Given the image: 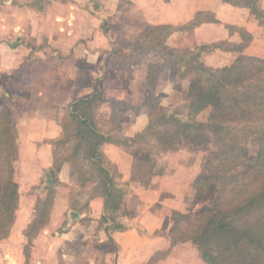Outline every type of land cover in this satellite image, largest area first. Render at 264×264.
Returning <instances> with one entry per match:
<instances>
[{"label": "rangeland", "instance_id": "obj_1", "mask_svg": "<svg viewBox=\"0 0 264 264\" xmlns=\"http://www.w3.org/2000/svg\"><path fill=\"white\" fill-rule=\"evenodd\" d=\"M199 11L215 12L219 22L189 29ZM208 19L209 15L200 18ZM227 24L252 27L260 37L259 45L264 47V27L258 29L249 12L227 7L222 0H0V111L4 107L12 110L20 134L14 164L19 186L17 222L12 239L0 244V253L2 249L16 255L19 251L30 253L26 264L31 263L36 248H50L56 252L53 258L58 262L70 258L63 264H206L192 243H174L170 234L175 213H195L208 204H197L194 182L206 174V162L217 148L214 144L196 145L186 140L156 156L155 175L148 185L129 181L127 175L122 178L120 171L125 174L133 164L130 153L122 154L124 147L105 148L107 160L118 165L114 164L121 175L118 184L127 190L121 210L114 215L116 223L121 228V224L136 223V232L119 239L115 229H109L107 234L103 230L111 222L99 226L104 215L103 201L92 200V185L79 188L70 166V170L65 166L67 172L52 175L49 150L74 101L90 96L96 85L104 89L106 77L117 72L121 75L118 87L129 88L138 74L134 73L138 65L160 66L157 84L140 101L143 108L128 103L130 107L118 109L123 131L113 132L112 137L124 141L126 135L143 128V110L154 105L186 119L190 79L175 78L158 52L141 57L134 51V44L141 34L164 25L186 26L167 40L164 33L161 36L180 53L195 51L202 45L213 47L215 43H223V50L229 49L224 43H248L250 36L230 30ZM114 51L120 54L115 56ZM138 59H142L139 64L133 63ZM201 61L220 70L229 60L212 50L202 53ZM102 97L106 100L104 92ZM107 101L97 116L103 129L111 116V100ZM209 116L210 110H206L196 119L206 122ZM246 146L254 154L257 143L249 140ZM50 189L54 190L57 206L54 222L40 230V240L28 237L37 206L41 210L53 195ZM72 213L78 215L74 217L76 221ZM78 222L80 227L71 229ZM69 252L72 256L67 257Z\"/></svg>", "mask_w": 264, "mask_h": 264}, {"label": "trees", "instance_id": "obj_2", "mask_svg": "<svg viewBox=\"0 0 264 264\" xmlns=\"http://www.w3.org/2000/svg\"><path fill=\"white\" fill-rule=\"evenodd\" d=\"M223 2L248 10L264 26L260 0ZM203 15H209L210 19L200 20ZM194 19L191 30L204 23L219 22L213 13L204 11L197 12ZM228 28L250 39L236 47L238 58L220 70L206 66L201 55L221 48L222 44L197 46L195 51L180 53L166 43L173 33L184 31L186 26H156L152 32L141 34L134 51L140 52L141 57L148 52H158L175 78L190 79L187 118L182 119L175 112L167 113L156 105L148 111L146 128L120 141L112 137L113 132L123 131L117 111L131 105L111 100V116L103 123V129L97 119L98 111L109 101L103 99V89L96 85L94 93L70 105L67 120L62 121L63 136L52 142V175L69 164L79 188L92 185L91 198L104 199L102 224L112 222L113 229L123 230L114 215L121 210L127 190L118 184L121 175L107 160L103 152L105 145L124 147L133 159L131 181L148 185L155 175L156 156L186 140L196 145L214 144L217 148L206 162V174L198 176L194 182L197 204H208L195 213H175L170 239L174 243H192L206 264H264V59L243 54L252 41L251 34L244 28ZM163 33L165 41L161 37ZM119 54L114 51L115 56ZM135 61L133 63L139 64L142 59ZM128 67L129 64L126 69ZM160 72V66L148 65L149 91L155 88ZM206 110H210L208 120L198 121L196 117ZM249 140L257 143L254 154L246 146ZM17 158L18 131L14 114L9 107H4L0 111V242L10 237L15 223L19 202L14 168ZM49 192L53 195L41 205V210L37 206L36 216L28 227V237L38 236L49 222L54 190Z\"/></svg>", "mask_w": 264, "mask_h": 264}, {"label": "crops", "instance_id": "obj_3", "mask_svg": "<svg viewBox=\"0 0 264 264\" xmlns=\"http://www.w3.org/2000/svg\"><path fill=\"white\" fill-rule=\"evenodd\" d=\"M222 2H223V0H222ZM260 3H261L262 9L264 10V3L262 2V0H260ZM225 5L227 7H231V8H234V9H238V10H243V11L249 12L246 9L236 8V7H233V6L228 5V4H225ZM199 12H201V11H199ZM250 15H251V13H250ZM216 19H217V17H216ZM255 22H257L256 27L258 29L259 28L262 29V27H264V26H261L256 19H255ZM205 24H217V23H204L202 25H205ZM202 25H200V26H202ZM227 25H229V26H235V27H239V28H244L249 34L252 35V41L248 44V46L243 51V54L244 55L250 56V57L264 59V47L261 46V45H259L260 43H258V42L260 41L259 40L260 37L258 35H256V33L254 32V29H252V27L249 28L247 24H242V25L227 24ZM200 26H198V27H200ZM263 31H264V29H263ZM227 32H228V34L231 37H234V35H232L229 31H227ZM215 44H223V43H215ZM224 44H228L227 46H228L229 49L223 50V49L219 48V49H216V52H217V54H224V57L228 58V60H229L228 61V64L224 66V67H227V66H230L236 60V58H238L239 52H236L235 48H236V45L237 46H240L242 43H224ZM135 71H136V73L138 72V74H136L135 79L132 80L129 88H127V89H125V88L124 89H120L118 87L119 84L117 85V83H118L117 80H119L118 78L121 76L119 72L113 73V75H108L106 77V80L104 82V87H103L104 88L103 89L104 90L103 91L104 92V96L106 97V100L105 101H107V100H120V101H126L127 103H130V104L137 103L138 104V107H142L143 108V105L141 104L140 101L143 100V99H145V97H147L149 95V93H150V91L147 88V72H148V67H147V65L146 66H139L138 65L134 69V73H135ZM113 78H115V81L116 82L113 81ZM102 96H103V94H102ZM135 97H136V99H139V100H134ZM154 106H156V105H154ZM154 106H151V107H154ZM148 111L147 110H143V113H144L143 114V118H144L143 128L140 127L138 129L134 130V132L132 134L126 135V138L134 137L137 133L143 131L146 128V126L148 124ZM17 131H18V129H17ZM44 136H45V134L42 135V138ZM62 136H63V129H62V123H61L60 131H58V134L55 135L53 138L55 140H58V139H61ZM19 140H20V134H19V131H18V148H19ZM114 146H117V145H113V144H107V145H105L103 147V152H106L107 151V150H105V148H113ZM49 154H50L49 155L50 156V160H52V164L50 165L51 166V170L50 171L52 172L53 167H54V158H53V149H52V147L49 150ZM122 154L130 155L126 151L122 152ZM106 157H107V155H106ZM109 161L112 162L113 164L117 165V163H115L116 161L115 162L114 161H111V160H109ZM65 166H68L69 167L70 165H68V164L64 165L62 167L60 173L61 172L62 173L63 172L64 173L67 172L68 167L65 168ZM69 170H70V167H69ZM131 171H132V169L131 168H128L126 171H124L125 174L123 172H121V171H120V174L122 175V178H123L124 175L125 176L126 175L129 176V181H130L131 180ZM70 174H71V172H70ZM126 198H127V195H126V197L124 199V202H125ZM97 199L103 201V208H104V199L102 197H96V198H93L92 200H97ZM56 208H57V206H54V203H53V206L51 208L50 215H49V222L47 223V225L48 224L50 225V224H52L54 222V215L56 213L55 212ZM103 208H102V210L104 212V209ZM52 211H53V215H52ZM35 212H36V210H35ZM76 218H72V220L73 221H76L75 220ZM101 219H102V217H101ZM16 222H17V218H16V215H15V223H14V226H15ZM78 223L79 224H77V226L74 225L71 229L74 230L75 227L76 228H79L81 223L80 222H78ZM135 224L136 223H131V225H129L127 223H124V224H121V226L124 228L123 230H113L114 232H116V239L125 237L128 234H133L134 232H136V230H135V227H136ZM101 225H103V224L102 223H99V226H101ZM111 225H112V222L108 226L104 225L105 227L103 228V230H104V232H106V234L108 232V229H111L112 228ZM83 227L84 226H82V228ZM70 236H72V234ZM71 238H73V236ZM11 239H12V232H11L10 237L8 239L4 240V241H1L0 244L5 243V242H9V240H11ZM37 240H40L39 235L37 236ZM37 242L38 241H36V243ZM35 248L36 247H34V249ZM59 251H60L61 254L67 253V252H65L63 250H59ZM35 252H33V254L31 255V263L30 264H40V261L41 260H42L41 264H63V263L68 262V260H70V258H69V259H66V261H63L61 259L62 262L61 261L60 262L56 261L53 258L56 255V252H53V250H51L50 248H47V250L46 249L45 250L42 249V251L39 248H36ZM28 255L30 256V253L29 254H26L25 251H23V252L22 251H19L18 254L16 255V254L12 253L11 251L2 249L1 250V253H0V264H26V262L28 260ZM69 255L72 256V253L69 252L67 254V257ZM122 264H124V263H122Z\"/></svg>", "mask_w": 264, "mask_h": 264}, {"label": "water", "instance_id": "obj_4", "mask_svg": "<svg viewBox=\"0 0 264 264\" xmlns=\"http://www.w3.org/2000/svg\"><path fill=\"white\" fill-rule=\"evenodd\" d=\"M52 184V176L49 174L48 175V185ZM72 217H78V215L76 213H72Z\"/></svg>", "mask_w": 264, "mask_h": 264}]
</instances>
